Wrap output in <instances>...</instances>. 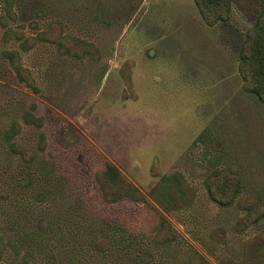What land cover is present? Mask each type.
Masks as SVG:
<instances>
[{
    "label": "rangeland",
    "instance_id": "1",
    "mask_svg": "<svg viewBox=\"0 0 264 264\" xmlns=\"http://www.w3.org/2000/svg\"><path fill=\"white\" fill-rule=\"evenodd\" d=\"M263 8L230 0L210 18L196 0H0V188L9 193L0 264H188L195 254L243 264L264 231V219L245 226L241 209L253 196L264 203V101L242 61ZM69 40L100 53L71 57L57 43ZM5 50L21 51L38 91ZM13 143L37 157L23 160ZM107 162L142 200L103 199L97 176ZM217 170L242 180L227 208L207 193ZM175 173L195 198L168 211L151 192ZM159 214L175 232L172 252L154 241ZM100 237L105 252L94 245Z\"/></svg>",
    "mask_w": 264,
    "mask_h": 264
},
{
    "label": "trees",
    "instance_id": "2",
    "mask_svg": "<svg viewBox=\"0 0 264 264\" xmlns=\"http://www.w3.org/2000/svg\"><path fill=\"white\" fill-rule=\"evenodd\" d=\"M13 1L14 0H10L11 3H13ZM196 1L202 8L203 16H210V18H213L212 13H217L221 9L228 10L230 4V0ZM219 19L220 18H215V21ZM36 41L37 40L35 39L24 40L20 45V49L22 51H28L36 44ZM57 43L64 50V53L78 59L90 56L91 50H94L98 55L100 53V50L95 46H90L87 43H79L77 40H69V42H66L65 44ZM20 52L21 51L19 50H5L1 55L17 72L21 82L26 83L33 90L38 91L36 82L31 73L25 70L26 67L22 63L23 60ZM242 61L243 66H245L250 76L249 80L251 86L249 87V90L264 101V8L255 30L250 32L247 39H244L242 42ZM26 117L28 119L30 118L28 122L30 124H35L38 121L29 114ZM17 130H19L18 126L14 125L8 138L12 139ZM10 147L14 154L20 156L27 162H31L37 157L35 151L27 149L17 143H13ZM97 177L101 195L106 202L115 203L128 198L135 201L142 200V195L139 190L127 181L121 174L120 170L113 164L107 162ZM206 189L209 198L214 203L227 208L235 203L243 189V184L241 178L236 173L230 170H217L208 177L206 181ZM151 193L158 203L166 205V210L168 211L186 209L190 207L195 198L194 190L186 183L180 173L162 176ZM8 194L9 193L5 189L0 188V201L8 199ZM163 200H165L164 203ZM250 201L251 203L249 205L245 204L244 206H241V209L246 212V218L244 219L245 226L258 223L260 220L264 219V203L256 196L250 197ZM155 229L156 236L154 241L156 242V245L164 251L172 252L176 235L168 219L159 214L157 216ZM224 234L225 232L222 231L221 236H224ZM93 242L95 247L100 251L105 252L109 248V242L103 237L97 238ZM263 254L264 231L248 242L243 264H254L258 260L259 263H262L264 260L262 259L264 258ZM30 255L32 254L30 253ZM188 264L210 263L203 255L195 254L189 259ZM222 264L237 263L230 258H225Z\"/></svg>",
    "mask_w": 264,
    "mask_h": 264
}]
</instances>
